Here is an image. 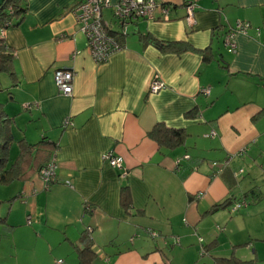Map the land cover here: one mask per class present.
I'll return each instance as SVG.
<instances>
[{
	"label": "crops",
	"instance_id": "obj_1",
	"mask_svg": "<svg viewBox=\"0 0 264 264\" xmlns=\"http://www.w3.org/2000/svg\"><path fill=\"white\" fill-rule=\"evenodd\" d=\"M80 1L26 0L4 31L13 53L12 75L0 73L9 159L22 139L58 145L49 189L33 160L28 176L14 180L8 227L76 253L72 263L87 235L95 264H216L230 255L264 264V0H156L153 19L133 21L123 38L105 8L124 48L103 63L92 59L71 13ZM162 5L170 20L161 19ZM238 21L248 26L231 51L224 36ZM145 36L193 49L162 51ZM57 69L74 73L69 96L55 86ZM154 75L165 86L148 93ZM157 123L181 130L183 141L160 145L149 136ZM47 149L29 156L44 162ZM106 151L122 156L121 169L101 159ZM241 200L246 205L234 208Z\"/></svg>",
	"mask_w": 264,
	"mask_h": 264
},
{
	"label": "built area",
	"instance_id": "obj_2",
	"mask_svg": "<svg viewBox=\"0 0 264 264\" xmlns=\"http://www.w3.org/2000/svg\"><path fill=\"white\" fill-rule=\"evenodd\" d=\"M157 7L158 3L156 0H118L115 3H111L110 0H82L74 5L71 9V13L79 24L80 32L86 38V45L92 59L96 63H103L107 61L113 53L124 48V44L116 39L114 35L110 34V24L103 18V9L111 8L112 18L117 23L120 34L125 35L126 27L133 21L138 19L152 20L153 12ZM184 8L186 12L185 20L189 25H193L195 22V3L193 1H188L185 3ZM160 12L161 19L165 21L170 20L168 5H162L160 7ZM247 26V23L238 21L233 29L226 32L224 43L228 49L235 51L236 42L234 36L236 32L246 33ZM5 29L6 28L0 27V36L4 37ZM73 77L74 73L66 69H57L54 71L53 80L59 93L66 96L71 95ZM164 86L165 83L160 77L154 75L148 85V93H155L161 88H164ZM200 92L202 94H209V89L202 88ZM23 107L28 108L30 105L25 104ZM64 124H69L67 119L64 121ZM210 135H214V131H211ZM101 159L106 161L108 165L113 168H122V156L115 154L113 151L104 152ZM179 160L176 162L178 163ZM226 163L227 161H224L222 164L225 165ZM213 165H217V163L214 162ZM125 175L124 172L123 176ZM38 176L42 182L43 189H49L56 177L53 158L45 166L40 168ZM199 196L200 193L196 194V197ZM245 205V200L237 201L234 203V208L237 209ZM150 235L155 236L156 233L150 232ZM56 264H61V261L58 260Z\"/></svg>",
	"mask_w": 264,
	"mask_h": 264
},
{
	"label": "trees",
	"instance_id": "obj_3",
	"mask_svg": "<svg viewBox=\"0 0 264 264\" xmlns=\"http://www.w3.org/2000/svg\"><path fill=\"white\" fill-rule=\"evenodd\" d=\"M25 12L26 0H2L0 2V27L8 28L12 25H15L13 22L14 18H20ZM109 31L111 35L115 36V33L111 29H109ZM120 37L123 38L124 35L120 34ZM115 38L119 40L117 36H115ZM145 38H149L150 43L162 51L180 52L186 50L187 48H192L184 41L163 42L151 36H145ZM202 53H205V51ZM12 64L13 53L6 46L4 37L0 36V73L8 72L10 75H12ZM10 125L11 119L5 113L3 105L0 104V184L2 185H6L14 180H22L26 178L28 176V171H30L32 168V160L37 164V167H33H35L38 172L41 167L45 166L52 159L53 154L58 146L56 143L49 142L45 138H42L41 141L32 145L28 144L22 139L19 140V155L10 161L8 156L9 147L12 142V132ZM149 136L157 141L160 145H165L167 147L175 146L183 141V132L181 130L168 128L162 123L155 124L149 131ZM41 149L49 150V156H46L47 159L44 160V162H37L36 160H39V158L36 155H34V157L29 156L30 150H35L38 153L43 151ZM124 195L123 205L127 206L129 204V197L126 194ZM15 198L16 197H12L11 199L6 200V202L11 204ZM2 202L3 201L0 200V206ZM0 223L9 226L6 222V217L1 214ZM80 241L84 243V246L78 249V263L95 264L97 255L93 251L87 235L84 237L82 236ZM205 249H207V246ZM216 264H255V261L244 260L234 255H230L228 257L216 258Z\"/></svg>",
	"mask_w": 264,
	"mask_h": 264
},
{
	"label": "rangeland",
	"instance_id": "obj_4",
	"mask_svg": "<svg viewBox=\"0 0 264 264\" xmlns=\"http://www.w3.org/2000/svg\"><path fill=\"white\" fill-rule=\"evenodd\" d=\"M18 185L19 181L0 184V200L3 201L0 207L1 215L5 216L9 212V203L5 200L16 195ZM16 209L17 202H14L10 210L15 212ZM8 228L6 224L0 223V264H55L58 260L61 263L63 261V264H73L76 261L72 263L76 253L70 254L65 248H50L47 240L40 238L30 228Z\"/></svg>",
	"mask_w": 264,
	"mask_h": 264
}]
</instances>
